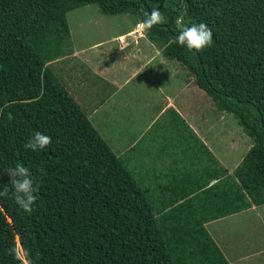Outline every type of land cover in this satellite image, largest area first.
Listing matches in <instances>:
<instances>
[{"label": "trees", "instance_id": "trees-1", "mask_svg": "<svg viewBox=\"0 0 264 264\" xmlns=\"http://www.w3.org/2000/svg\"><path fill=\"white\" fill-rule=\"evenodd\" d=\"M92 4L104 16H133L134 27L152 7L162 10L167 22L146 38L252 141L232 176L193 132L160 134L153 125L163 145L179 135L191 141L172 168L158 162V143L154 153L141 150L143 164L132 156L135 142L124 155L109 147L50 64L69 38L67 13ZM198 23L212 30L213 43L190 54L173 40ZM116 129L117 140L133 138ZM36 132L52 143L25 149ZM192 161L204 174L182 175ZM16 165L29 169L38 188L32 211L15 202L5 169ZM152 168L169 172L151 182ZM5 188L0 264H229L223 252L238 259L232 250L247 239L225 235L222 226L264 207V0H0V192ZM209 223L216 229L209 232Z\"/></svg>", "mask_w": 264, "mask_h": 264}, {"label": "rangeland", "instance_id": "rangeland-1", "mask_svg": "<svg viewBox=\"0 0 264 264\" xmlns=\"http://www.w3.org/2000/svg\"><path fill=\"white\" fill-rule=\"evenodd\" d=\"M189 7L190 6H187V9ZM193 13H196L194 9ZM66 17L67 23L69 24V38L65 42V47H69L70 50L71 48H80L85 51H90L102 46L92 51V53H97V55H101L102 58L108 59L109 57L105 56L106 53L104 51L107 50V54L112 55L111 58H109L111 59V62L114 61L116 63H122V61L118 59L119 55H117L118 42L112 43V51L110 50L107 41L112 39L114 35L124 33L131 27H134L133 23L135 18L133 16H104L101 15L97 5L92 4L80 7L78 9H72L69 11V13H67ZM101 42L103 44L97 45ZM154 48L160 57H158V59L148 69L149 74L156 78L157 90L167 96L180 98V104L185 105L186 102L190 104V111L193 112V119H195V125H197L194 126V132H196V134L206 142L209 150H211L215 155L214 160L216 161L217 159V161H220L222 167L227 169L226 173L228 176H232V171L242 161L247 151L250 149L252 143L251 139L243 132L241 126L237 122V119H235L230 114L217 110L213 104V101L203 91L196 87L188 88V90L183 91L182 89L185 88L182 85V80L187 79L190 87H193V79L189 78L182 65H180L178 62L163 59L164 55L162 50H160L157 45H154ZM128 69V74L130 75L132 70L131 66H128ZM53 73L59 79L61 74L55 72ZM132 80L141 82L144 80V74L140 73L137 75V77L132 78ZM143 87H147L149 89L148 85ZM196 93L201 95L197 96ZM176 94L179 95V97H175ZM136 95L158 98L159 105L162 104L160 95L153 96L149 95L147 92ZM144 96L143 100L145 98ZM104 100L105 99H101V104ZM84 103L87 105L88 102ZM157 111L158 108L147 109L144 106V101L142 105L136 101H133L132 108L130 111H127V114L124 110L120 111V109L116 108L113 110V113L114 115H117L119 122L118 125L113 126V130H111L110 134L116 136V127H118V129L121 130V136H129V130L134 124L137 133H141V131L145 128L146 122L151 113H156ZM185 121L190 122V115L188 119H185ZM93 123L97 129L94 126L93 127L98 132H101L99 134L102 136V138L104 132H102L100 127L103 125H111L109 122L99 124L96 118H93ZM147 135L153 137L154 132L150 131ZM193 135L195 136V133H193ZM108 145L112 150H116L117 143L114 146V144L109 141ZM143 147L144 141L137 147L139 151L132 152L133 155L138 153L139 156V158L134 157L135 162L140 163L142 157L141 149ZM116 151H118V148ZM187 156L190 158L189 151H187ZM173 169L177 171V168ZM180 169H182V167H180ZM197 169L199 170L197 173L198 175L199 173L204 174L203 165H199L194 161L191 163L187 162L181 173L182 175L190 176L191 173ZM152 170L154 174L151 177V182L154 181V177L156 178L158 173L160 175V173L169 172L166 170H158L157 168H152ZM194 177H196L195 172ZM214 182L215 181L212 183ZM150 186H153V183H151ZM222 227L225 229V235H230L232 237L237 233L238 239H247L246 243H242V241H240L243 245L242 248L232 250L234 252H238L237 256H240L237 257L238 259L235 258L233 260L231 257H229L228 253L223 252L224 256L228 259L229 264H243V262L244 264H264V207H251L239 215L233 216L231 218L229 217L227 221L224 222ZM207 229L210 232L212 229H216V225L209 223V225H207ZM211 236L214 237L213 235ZM225 245L227 244L225 243ZM227 246L231 249V246ZM234 247L239 246L234 244ZM245 252H251L246 253L249 255L248 258L245 257Z\"/></svg>", "mask_w": 264, "mask_h": 264}, {"label": "crops", "instance_id": "crops-1", "mask_svg": "<svg viewBox=\"0 0 264 264\" xmlns=\"http://www.w3.org/2000/svg\"><path fill=\"white\" fill-rule=\"evenodd\" d=\"M130 21V20H129ZM118 42L117 55L118 59L122 63L111 62V56L107 54V50H104L108 59L102 58L97 53H92L96 49L85 51L80 48L63 47L61 55L54 62L50 63L55 66V73L61 74L59 80L68 94L74 99V101L83 109L90 122L93 123V118H96L99 124L106 123L107 120L111 124L101 126L102 132H104L103 138L116 145L114 151L119 155H124L127 150L131 147L128 146V142L133 141L137 145L144 141V147L141 149L143 152L154 153L155 144L158 143L155 149L158 151V162L164 164V167L170 166L174 163L175 158L181 155L184 150H188L190 142L187 138L182 136V132L189 134V132L195 133L198 141L208 146L204 140H202L196 132H194L195 119H193V112L190 111V104H180V98H174L167 96L157 90L156 78L149 74V67L160 57L158 52L144 35V32L136 27H131L124 33L114 35L112 39L107 41L110 50L112 49V43ZM103 44L98 43L97 45ZM96 46V45H94ZM141 46V48H140ZM97 59V60H96ZM163 59H166L163 57ZM168 60V59H167ZM128 66H131V73L128 74ZM140 73L144 74V80L139 82L132 80L137 77ZM124 76H123V75ZM182 85L185 89L194 88L190 87L187 79L182 80ZM149 86L147 87L143 86ZM153 88V89H152ZM147 92L149 95L158 96L160 95L162 104L159 105L158 98L136 95ZM189 94V93H188ZM197 96L201 95L196 93ZM143 96L145 97L143 100ZM190 96V94H189ZM179 97V95H175ZM116 98V99H114ZM101 99H105L101 104ZM136 101L149 108H158L156 113H151L150 117L146 122L145 128L141 133H137L135 130V124L130 129L133 138L129 141H119L116 136L110 134L113 130L114 125H118L119 120H116L117 115H114V109L130 111L132 108V102ZM84 102H88L85 105ZM101 106V107H100ZM111 113V114H109ZM190 115V122L185 121ZM139 117V116H138ZM111 118V119H110ZM136 122V118H135ZM153 125L159 129L160 134H164L172 129V133H181L179 139L181 141L175 142L173 140H166L165 145L158 141L161 139L154 134L153 137L147 134L153 128ZM95 126V125H94ZM187 127V128H184ZM97 129V127L95 126ZM154 131V129H152ZM116 129V133H117ZM101 133V132H100ZM109 140V141H108ZM209 149V148H208ZM212 156L215 159V155L210 150ZM156 155V156H157ZM135 158H139L138 153L132 155ZM141 156H143L141 154ZM155 156V157H156ZM174 157V158H173ZM218 165L222 167L220 161H217ZM143 164L142 162H140ZM227 170L225 167H223Z\"/></svg>", "mask_w": 264, "mask_h": 264}, {"label": "clouds", "instance_id": "clouds-1", "mask_svg": "<svg viewBox=\"0 0 264 264\" xmlns=\"http://www.w3.org/2000/svg\"><path fill=\"white\" fill-rule=\"evenodd\" d=\"M146 19L137 27L141 33L146 32L159 24L167 22L162 10L157 7L151 8V13H146ZM174 43H177L187 49L190 54L200 53L213 43L212 30L205 23L192 24L184 26L174 37ZM52 143L51 137L41 132H36L24 145L25 149L38 151L43 150ZM10 176L9 183L13 189V196L16 204L24 211H32V205L37 197L34 187V181L31 178V172L23 165H16L14 168L5 169ZM8 189L0 192V196H6ZM30 264V262H29Z\"/></svg>", "mask_w": 264, "mask_h": 264}]
</instances>
